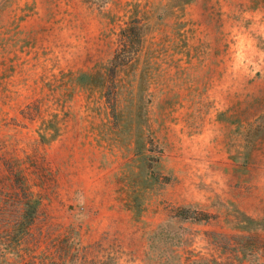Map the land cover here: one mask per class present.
<instances>
[{
  "label": "rangeland",
  "instance_id": "1",
  "mask_svg": "<svg viewBox=\"0 0 264 264\" xmlns=\"http://www.w3.org/2000/svg\"><path fill=\"white\" fill-rule=\"evenodd\" d=\"M0 264H264V0H0Z\"/></svg>",
  "mask_w": 264,
  "mask_h": 264
},
{
  "label": "trees",
  "instance_id": "2",
  "mask_svg": "<svg viewBox=\"0 0 264 264\" xmlns=\"http://www.w3.org/2000/svg\"><path fill=\"white\" fill-rule=\"evenodd\" d=\"M174 1V0H173ZM190 0H182L183 3H187L189 2ZM136 33L133 32V33H130L129 36L127 35V32L126 30H123V36L124 37H132L134 36ZM124 52H127L124 50ZM118 55V54H117ZM124 56V54H123ZM118 57H120V54L118 55ZM183 210V209H182ZM186 211V214H184L183 219L185 220H194V221H201V220H210L212 218V215L209 214V213H204L203 215H205L204 217H198L197 215H192V214H189V208H186L185 209Z\"/></svg>",
  "mask_w": 264,
  "mask_h": 264
},
{
  "label": "crops",
  "instance_id": "3",
  "mask_svg": "<svg viewBox=\"0 0 264 264\" xmlns=\"http://www.w3.org/2000/svg\"><path fill=\"white\" fill-rule=\"evenodd\" d=\"M235 64L238 65V64H240V63L235 62ZM238 95H239V94H238ZM240 95H241V99L248 98V96H247L248 94H247V93H241ZM257 95H258V94H256V93L251 94V97H249V98H253V99H257V100H258V99H259V96H257ZM259 108H260V107H258V108H256V109L252 108L251 111H248V112L244 113L243 116H242V118H241V120H242V119L244 120L246 116H250V115L253 116V119H254L255 117H257V116L260 114V112L258 111ZM251 113H252L253 115H252Z\"/></svg>",
  "mask_w": 264,
  "mask_h": 264
}]
</instances>
